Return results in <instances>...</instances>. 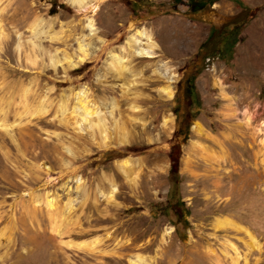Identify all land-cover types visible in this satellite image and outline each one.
Instances as JSON below:
<instances>
[{
	"label": "rangeland",
	"instance_id": "374dc122",
	"mask_svg": "<svg viewBox=\"0 0 264 264\" xmlns=\"http://www.w3.org/2000/svg\"><path fill=\"white\" fill-rule=\"evenodd\" d=\"M88 1L96 8L0 0V264H129L135 253L154 256L150 264H231L224 255L229 241L239 264H264V151L257 152L259 140L264 146V0ZM130 23L157 43L155 55L133 59L143 70L136 97L112 73L96 78L109 53L126 46ZM224 25L229 29L204 58L201 44L212 27ZM82 40L92 47L84 62H55L78 52ZM159 61L175 74L170 99L155 90ZM79 88L92 101H119L114 117L129 118L135 132L127 144L103 148L97 132L74 122L69 111ZM164 116L172 119L168 125ZM196 121L207 136L196 134ZM127 156L138 170L133 183L117 164ZM172 169L180 176L176 192L169 191ZM110 182L111 199L103 191ZM217 217L249 229L258 248L247 249L245 232L218 227ZM79 241L95 249L67 245Z\"/></svg>",
	"mask_w": 264,
	"mask_h": 264
},
{
	"label": "bare ground",
	"instance_id": "6f19581e",
	"mask_svg": "<svg viewBox=\"0 0 264 264\" xmlns=\"http://www.w3.org/2000/svg\"><path fill=\"white\" fill-rule=\"evenodd\" d=\"M70 1L80 10H85L89 6H91L93 9L96 8V4H91L88 0ZM93 25L94 24L92 18H86L85 26L89 29V32L92 33V35L95 33ZM129 27L130 29H133V32L128 36L126 40V46L119 50V52L109 53L108 59L106 58V66L102 71L97 72L96 78L102 79L106 76V74L112 73L115 77L122 79L123 92L128 94L132 93L133 97H136L137 91L139 89V81L136 79L138 76L137 73L143 75V70L142 68L140 70H136V67L133 63V59L135 57H151L155 55L157 43L155 42L153 36L145 28H133L132 23L129 24ZM90 48H92L90 42L82 40L79 42L78 52L71 55L63 54L61 57H57L55 59V62H60L62 65L65 64L64 68L75 67L84 62L91 55ZM152 71L157 75L158 78L162 80V82L157 85L155 89L157 94L163 98H172L175 91L173 85L175 74L169 71V68L164 61H159L158 63L154 64ZM214 84L219 88L221 92H226V86L224 85L220 77L214 76ZM73 93L75 100L73 104H71V109L69 111L70 115H73L75 117L74 122L77 123V125H87V128L92 130L91 135L95 136V132H97L96 136L98 137L95 138L96 144H98L99 146H103V148L118 145L122 146L124 144H127L134 137L135 132L130 129L131 126L128 123L130 121H127L129 118L126 119L121 115L119 119L114 117V110L119 108L118 100L102 98L96 101H92V99H90L88 96V91H85L83 88H79ZM70 96L71 95L68 94L60 103L59 110H61L63 116L66 114V111L68 112L67 106L69 103ZM132 108L133 111L136 112L140 110L135 100L132 101ZM39 110L42 109L40 108ZM139 117L140 116H137L135 120H138L143 125L144 123L140 120ZM242 119L245 121L246 126H250L249 124L251 118L249 115L244 113V117ZM171 120L172 119L169 116H164L163 124L168 125ZM192 128L194 129L197 135H208V132L206 131L205 127L199 121H196L193 124ZM259 144L261 146L258 145L259 148L257 149V152L259 155H262L264 151V146L262 145L263 140H259ZM222 156L223 155L217 156L214 160L216 162H219L223 159ZM262 158V160H264L263 156ZM117 164L123 175L128 180L132 181V183L133 181H135L136 178H138V170L136 168V163L133 162V159L131 157H123L122 159L117 161ZM105 189L106 190L103 191H105L107 197L109 199L113 198L114 191L116 190L115 183L110 182L109 185L105 187ZM54 201L55 200L53 198L48 199L47 203L50 206H53ZM60 212L61 211H59V213ZM61 225L62 224L58 223V220L55 218L52 223V227L58 231L59 229H61ZM216 225L218 227L230 225L237 230H243L247 237L246 241H244V245L246 246V248H258V239L251 233V231H249V229L245 230L238 224H231V221L227 217H217ZM172 231L173 228L170 226L165 230V234L169 235ZM67 245L76 247L78 249L92 250L93 248L95 249L96 244L91 241H79L75 243H67ZM224 255L227 257L228 261L231 264H239L241 255L239 254V249L235 243L229 241V244L224 247ZM154 260V256L143 253H135L128 258V263L150 264L151 262H154Z\"/></svg>",
	"mask_w": 264,
	"mask_h": 264
},
{
	"label": "trees",
	"instance_id": "16d2710c",
	"mask_svg": "<svg viewBox=\"0 0 264 264\" xmlns=\"http://www.w3.org/2000/svg\"><path fill=\"white\" fill-rule=\"evenodd\" d=\"M131 7H132V9H135V4L133 2L131 3ZM234 23H235V25L238 24L237 21H234ZM228 29H229L228 25H224L221 29H216V28L212 27L209 36L207 37V39L200 46L201 50L204 52V56H203L204 58L205 57H210L214 53V48L210 46L211 41L214 38H216L217 36H222V34L226 33V31ZM231 35H232V37L234 39H236L237 38V31L235 30ZM234 42H235V40H234ZM225 51H227V50L225 49ZM228 52H230V50H228ZM193 80H194L193 77H191V79L189 80V87H190L189 91H191V92L194 91ZM179 178H180V176L178 174L177 169H172L171 172H170V177H169V179H170L169 191L170 192L173 191V190L175 192L177 191L179 180H180ZM178 204L181 205V203H179V202H178ZM183 223H184V225H186V223H187L186 219L184 218V216H183Z\"/></svg>",
	"mask_w": 264,
	"mask_h": 264
}]
</instances>
